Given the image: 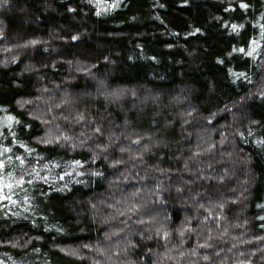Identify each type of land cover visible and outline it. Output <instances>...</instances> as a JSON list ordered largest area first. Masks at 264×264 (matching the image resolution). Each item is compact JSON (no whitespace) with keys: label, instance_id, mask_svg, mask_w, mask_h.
Listing matches in <instances>:
<instances>
[{"label":"trees","instance_id":"1","mask_svg":"<svg viewBox=\"0 0 264 264\" xmlns=\"http://www.w3.org/2000/svg\"><path fill=\"white\" fill-rule=\"evenodd\" d=\"M0 160V264H264V0L0 4Z\"/></svg>","mask_w":264,"mask_h":264},{"label":"snow or ice","instance_id":"2","mask_svg":"<svg viewBox=\"0 0 264 264\" xmlns=\"http://www.w3.org/2000/svg\"><path fill=\"white\" fill-rule=\"evenodd\" d=\"M7 0H0V4L2 3H6ZM119 4L116 3V4H113L112 7H118ZM241 7H244V8H247L248 5L247 4H242ZM99 14V13H97ZM237 26L233 25V28H236ZM197 31H199V29H197ZM73 40L77 39L76 36H73L72 37ZM239 51L243 52L244 49L241 48L239 49ZM249 55H251V53H249ZM240 75H245L244 73H240ZM14 119L13 117H9V120H12ZM97 131H99V129H97ZM9 163L11 162V158L9 157ZM25 161L23 159H21V163H24ZM75 163L79 164L80 161H76ZM6 168V164L3 160H0V169H5ZM17 184H21L23 183V179L21 178L20 180L16 181ZM7 187L8 191L11 192L12 191V183L10 182H6L5 181V178L4 177H0V198L2 199H11V196L10 195H4V188ZM207 259V257H205Z\"/></svg>","mask_w":264,"mask_h":264},{"label":"rangeland","instance_id":"3","mask_svg":"<svg viewBox=\"0 0 264 264\" xmlns=\"http://www.w3.org/2000/svg\"><path fill=\"white\" fill-rule=\"evenodd\" d=\"M96 248H97V247H96ZM89 253H90V254H93L94 251L90 249V250H89ZM94 254H95V253H94Z\"/></svg>","mask_w":264,"mask_h":264}]
</instances>
